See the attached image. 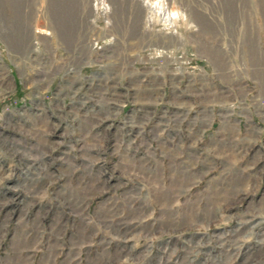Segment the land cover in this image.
<instances>
[{
	"label": "rangeland",
	"instance_id": "374dc122",
	"mask_svg": "<svg viewBox=\"0 0 264 264\" xmlns=\"http://www.w3.org/2000/svg\"><path fill=\"white\" fill-rule=\"evenodd\" d=\"M63 5L111 79L66 107L28 43ZM263 62L264 0H0V264H264Z\"/></svg>",
	"mask_w": 264,
	"mask_h": 264
},
{
	"label": "crops",
	"instance_id": "0c3cea01",
	"mask_svg": "<svg viewBox=\"0 0 264 264\" xmlns=\"http://www.w3.org/2000/svg\"><path fill=\"white\" fill-rule=\"evenodd\" d=\"M39 23V25L31 24L29 27L28 43L31 46L30 51L39 54L40 64L44 70L43 74L46 77L44 81L46 84V91L49 92L53 90L54 84L63 86V88L60 89V94H62V98L65 101L63 105L64 107L69 104V99H71L68 95V91H76V88L80 87V85L82 86L77 89L82 92H84L83 89L86 92L95 91L94 89L97 81L96 74L98 72L102 73L106 78L104 85H106L108 81H111L109 77L110 74L107 76L110 65L103 64V62H97V59L101 58H99L100 54H97L95 44L97 40V24L96 9L94 5H63L61 9H59V7L51 9L47 6L45 13L40 16ZM105 31L106 30L103 29L104 33ZM189 34L192 36L191 29L189 30ZM100 37L103 38L106 37V35L103 34ZM124 40L125 42L128 41L126 38H124ZM107 42H109V40ZM195 52L201 59L204 58V55L202 54L203 51L198 47H195ZM131 63L133 65V62ZM122 65L125 67V63ZM127 83L128 81L125 77H123V80L120 78L118 84L119 92H127V89L121 86L122 84ZM85 84L88 86L85 87ZM56 90L57 87H55L54 91ZM177 90L183 95L186 94V90L189 91L188 89L184 91L181 89ZM108 91H110L109 87L107 88V92ZM86 92L83 94L87 95ZM173 92H176L175 88L173 89ZM87 96L88 98L90 97L89 95ZM56 99L57 97L49 99V103L53 105ZM121 102L122 101H107L104 102L103 106L110 109L115 106V108L121 109L124 108L122 107L123 104H121ZM153 106L154 105L151 107ZM144 107L145 110L149 109V105ZM141 108H139V110L143 111ZM155 108H158V106L155 105ZM125 112L127 111L123 109L122 114L121 109L119 115L122 114L121 117H123ZM131 114L133 113L131 112ZM203 132L204 131L201 128H199V131L185 129L184 131L176 132V134L174 133L173 139L177 144L182 141L183 146L186 143L185 148L191 149L192 138L196 139L195 146H197L198 139H202V137L205 136V133ZM195 150H197L196 147Z\"/></svg>",
	"mask_w": 264,
	"mask_h": 264
},
{
	"label": "bare ground",
	"instance_id": "6f19581e",
	"mask_svg": "<svg viewBox=\"0 0 264 264\" xmlns=\"http://www.w3.org/2000/svg\"><path fill=\"white\" fill-rule=\"evenodd\" d=\"M26 1V0H25ZM73 6V5H72ZM78 8V7H77ZM125 8V7H124ZM66 9V8H65ZM85 9V8H84ZM125 10V9H124ZM20 14V13H19ZM163 14V13H162ZM165 15V14H164ZM56 23V22H55ZM63 23V22H62ZM54 25V24H53ZM73 25V24H72ZM55 27V26H54ZM59 30V29H58ZM75 30V29H74ZM18 31H20V30H18ZM73 31V30H72ZM15 34V33H14ZM17 34H18V32H17ZM264 63V62H263ZM92 90V89H91ZM80 108V107H79ZM108 108V107H107Z\"/></svg>",
	"mask_w": 264,
	"mask_h": 264
}]
</instances>
